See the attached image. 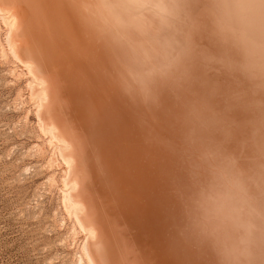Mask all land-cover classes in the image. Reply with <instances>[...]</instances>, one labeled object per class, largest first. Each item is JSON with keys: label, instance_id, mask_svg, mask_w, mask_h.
Returning <instances> with one entry per match:
<instances>
[{"label": "rangeland", "instance_id": "rangeland-1", "mask_svg": "<svg viewBox=\"0 0 264 264\" xmlns=\"http://www.w3.org/2000/svg\"><path fill=\"white\" fill-rule=\"evenodd\" d=\"M217 51L203 0H0V264H264V80Z\"/></svg>", "mask_w": 264, "mask_h": 264}, {"label": "clouds", "instance_id": "clouds-1", "mask_svg": "<svg viewBox=\"0 0 264 264\" xmlns=\"http://www.w3.org/2000/svg\"><path fill=\"white\" fill-rule=\"evenodd\" d=\"M203 18L218 43L217 54L242 79L264 80V0H203ZM177 68L182 66L177 61ZM223 162L216 164L213 181L234 182ZM211 182V181H210ZM195 202L191 220L199 237L214 242L212 230L202 218L197 221Z\"/></svg>", "mask_w": 264, "mask_h": 264}, {"label": "bare ground", "instance_id": "bare-ground-1", "mask_svg": "<svg viewBox=\"0 0 264 264\" xmlns=\"http://www.w3.org/2000/svg\"><path fill=\"white\" fill-rule=\"evenodd\" d=\"M15 1V0H14ZM197 1V0H196ZM199 1V0H198ZM197 3V2H196ZM198 5V4H197ZM22 8H24V7H20V9H22ZM23 10V9H22ZM21 13H23V15H25L26 13H24V12H22V11H20ZM27 12V11H26ZM21 16V15H20ZM24 18H26V17H24ZM51 19V18H50ZM23 20V19H22ZM51 20H53V19H51ZM55 20V19H54ZM50 24H51V22H50ZM56 24H58V21H57V23ZM54 25V24H53ZM39 35V34H38ZM28 39V38H27ZM34 39V38H33ZM26 43H28V41L26 42ZM36 44H38V43H36ZM47 53V52H46ZM185 53H186V51H185ZM96 55V54H95ZM27 56V55H26ZM28 66V65H27ZM55 67V66H54ZM96 68H98V67H96ZM29 69H31V68H29ZM102 69V68H101ZM50 73V72H49ZM97 73H101V72H97ZM52 74V73H51ZM50 74V75H51ZM37 76V75H36ZM93 76V75H92ZM112 76V75H111ZM84 77V76H83ZM39 78V77H38ZM48 78H50V77H48ZM93 78V77H92ZM109 78H110V76H109ZM51 79H54V78H51ZM105 79V78H104ZM222 79H223V77H222ZM59 80H60V78H59ZM58 80V81H59ZM92 80H94V79H92ZM103 80V79H102ZM111 80V79H110ZM55 81V80H54ZM53 81V82H54ZM115 81V80H114ZM221 82V81H220ZM47 83H48V81H47ZM51 83H52V81H51ZM92 83V82H91ZM109 83V82H108ZM96 84V83H95ZM97 84H99V83H97ZM221 84V83H220ZM53 85V84H52ZM60 85V84H59ZM68 85V84H67ZM54 86V85H53ZM96 87L97 86H99V85H95ZM108 86H110V85H108ZM108 86H106V87H108ZM51 87V86H50ZM96 87H94V88H96ZM55 88H57V86H55ZM74 88H76V87H74ZM89 88V87H88ZM106 89H108V88H106ZM95 91V90H94ZM104 91V90H103ZM111 91H113V90H111ZM243 91V90H242ZM244 91H247V90H244ZM259 91L260 92H262L263 94H264V85L263 86H261V88L259 89ZM90 92V91H89ZM108 92H109V90H108ZM69 93V92H68ZM235 93V92H234ZM249 93H250V91H249ZM97 94V93H96ZM115 94H117L118 95V93H116V91H115ZM224 94V93H223ZM60 95V94H59ZM89 95H92V94H89ZM111 95H114V94H111ZM117 95H114V96H117ZM250 95V94H249ZM96 96H98V95H96ZM107 96H108V94H107ZM230 96V95H229ZM247 96V95H246ZM103 97V96H102ZM225 97V96H224ZM228 97V96H227ZM109 98V97H108ZM216 99V98H215ZM218 99V98H217ZM220 99V98H219ZM225 99V98H224ZM67 100H68V98H67ZM101 100V99H100ZM110 100H112V99H110ZM126 100H127V98H126ZM212 100H214V99H212ZM81 101V100H80ZM209 101H211V100H209ZM113 102V101H112ZM120 103V102H119ZM118 103V104H119ZM232 103V102H231ZM116 104V103H115ZM127 104V103H126ZM201 105H203V104H201ZM200 105V106H201ZM115 106V105H114ZM104 107V106H103ZM180 107V106H179ZM182 107V106H181ZM250 107V106H249ZM115 108V107H114ZM121 108H123L122 106H121ZM124 108H126V107H124ZM183 108V107H182ZM185 108V107H184ZM191 108V107H190ZM189 108V109H190ZM221 108V107H220ZM177 109H179V108H177ZM186 109V108H185ZM108 110V109H107ZM117 110H119V108L117 109ZM131 110V109H130ZM215 110V109H214ZM92 111H94V110H92ZM113 111H114V109H113ZM121 111V110H120ZM119 111V112H120ZM126 111V110H125ZM188 111V109H186V112ZM210 111V110H209ZM240 111V110H239ZM262 111L264 112V101H263V108H262ZM100 112V111H99ZM107 112V111H106ZM116 112V111H115ZM137 112V111H136ZM182 112V111H181ZM185 112V113H186ZM189 112V111H188ZM111 113H113V112H111ZM206 113V112H205ZM125 114L126 113H124L123 115H121V117L122 116H125ZM238 114H240V113H238ZM111 116H113L112 114H110ZM116 115H118L117 113H116ZM129 115V114H128ZM128 115L126 116V117H128ZM192 115V114H191ZM194 115V114H193ZM241 115V114H240ZM103 116H105V115H103ZM106 116H108V115H106ZM106 116H105V118H106ZM130 117H132L131 115H130ZM76 118V117H75ZM74 118V119H75ZM109 119V118H108ZM114 119H115V121L117 122V120H116V117H114ZM120 119H122V118H120ZM123 119H125V118H123ZM133 119V118H132ZM98 120V119H97ZM111 121H112V118L110 119ZM127 120V119H126ZM238 120V119H237ZM122 121V120H121ZM98 122V121H97ZM107 122V121H106ZM131 121H129L128 123H130ZM262 123H263V127H264V116H263V118H262ZM107 124V123H106ZM132 124H134V123H132ZM105 125V124H104ZM102 126V125H101ZM113 127H115L116 125L114 124V125H112ZM111 126V127H112ZM127 126V125H126ZM110 128V127H109ZM128 129V128H127ZM102 130H103V128H102ZM104 131V130H103ZM121 130H119V132H120ZM128 131H129V129H128ZM144 131V130H143ZM157 131V130H156ZM54 132V131H53ZM59 133V132H58ZM141 133V131H139V133L138 134H140ZM60 134H62L61 132H60ZM135 134V133H134ZM133 135V133H131V136ZM61 136V135H60ZM104 136V135H103ZM136 136V135H135ZM75 137V136H74ZM77 137H80V136H77ZM84 137H85V135H84ZM62 138V137H61ZM66 138H68V137H66ZM81 138V137H80ZM79 138V139H80ZM105 138H107V137H105ZM111 138V137H110ZM117 138V137H116ZM140 138V137H139ZM79 139H77V140H79ZM85 139V138H84ZM131 139H133L132 137H131ZM76 140V141H77ZM87 140V139H86ZM109 140V139H108ZM58 141H59V139H58ZM66 141V140H65ZM81 141H82V139H81ZM85 141V140H84ZM131 141V140H130ZM135 142V139L134 140H132V142ZM143 141V140H142ZM80 141H78V143H79ZM86 142H88V141H86ZM120 142V141H119ZM136 143V142H135ZM82 144V143H81ZM98 144H100V143H98ZM112 144V143H111ZM132 144V143H131ZM262 144H264V139L262 140ZM82 145H84V142H83V144ZM178 145H180V144H178ZM104 146H106V145H104ZM137 146V145H136ZM82 147V146H81ZM135 147V146H134ZM138 147V146H137ZM137 147H135V148H137ZM83 148V147H82ZM81 148V149H82ZM86 148H88V144H87V147ZM125 148V147H124ZM129 148V147H128ZM140 148H141V146H140ZM127 149V148H126ZM130 149H132V147L130 148ZM150 149V148H149ZM77 150H79L78 148H77ZM83 150H86V149H83ZM82 150V151H83ZM135 150H137V152H139V148L138 149H135ZM82 151H80V152H82ZM142 151H143V149H142ZM79 152V151H78ZM77 152V153H78ZM126 153V152H125ZM160 153V152H159ZM166 153V152H165ZM164 153V154H165ZM140 154V153H139ZM167 154V153H166ZM75 155H79V154H75ZM82 154H80V156H81ZM136 154L134 153L133 154V157L135 156ZM159 156V155H158ZM164 156V155H163ZM75 157V156H74ZM118 157V156H117ZM132 157V156H131ZM139 157V156H138ZM144 158H146V156L144 157ZM77 159H78V157H77ZM153 159V158H152ZM156 159V158H155ZM120 160H122V159H120ZM71 161V160H70ZM132 161H136V160H132ZM144 161H146L145 159H144ZM156 161V160H155ZM120 162V161H119ZM133 162V163H134ZM157 162V161H156ZM72 163H73V161H72ZM78 163V162H77ZM138 163L139 164H135V165H141V163L142 162H139L138 161ZM143 164H146V163H143ZM148 164V163H147ZM174 164V163H173ZM73 165V164H72ZM76 166H78V165H76ZM75 166V167H76ZM121 166H124V165H121ZM133 165H131V167H132ZM150 167V165H147V167ZM134 167V166H133ZM143 166L141 165L140 166V168H142ZM148 167V168H149ZM167 167V166H166ZM165 167V168H166ZM135 170L137 169H139V168H134ZM156 169V168H155ZM173 169H174V167H173ZM81 170V169H80ZM80 170H78L77 169V172L79 173V171ZM121 170V169H120ZM127 170H131V169H127ZM126 170V171H127ZM135 170H132L131 172H135ZM136 170V171H137ZM141 172L142 171H144L143 169L142 170H140ZM146 171V173H147V170H145ZM180 171V170H179ZM181 171H184V170H181ZM152 172V171H151ZM169 172V171H168ZM81 174H82V171L80 172ZM145 174V173H144ZM152 174V173H151ZM131 175H134V174H131ZM146 175V174H145ZM160 175H161V173H160ZM163 175V174H162ZM171 175V174H170ZM87 176V175H86ZM115 176H118L119 177V174H116ZM121 176V175H120ZM135 176V175H134ZM173 176V175H172ZM176 176V175H175ZM129 177H131V176H129ZM145 177V176H144ZM144 177H142V179H141V182L142 181H144ZM147 177V176H146ZM151 177V176H150ZM121 178V177H120ZM127 178V177H126ZM126 178H124V179H126ZM135 178V177H134ZM133 178V181H136V179H134ZM129 179V178H128ZM137 179H139V178H137ZM148 179H150V178H148ZM148 179H146V180H148ZM152 179V178H151ZM154 180V179H153ZM124 181V180H123ZM161 181V180H160ZM115 182V181H114ZM138 182H140V181H138ZM138 182H136V184H134V183H132L131 182V184H133V185H137L138 184ZM150 182H153V183H156V182H154V181H151L150 180ZM159 182V181H158ZM179 182V181H178ZM127 184L129 183V182H126ZM144 183V182H143ZM158 184V183H157ZM123 185H125V184H123ZM141 185H145V184H142L141 183ZM155 185V184H154ZM161 185V184H160ZM148 186H150V188L151 189H153V187H151V185H147L146 187H148ZM124 187H126V186H124ZM119 188V187H118ZM127 188H129V186L127 187ZM160 188V187H159ZM140 189V188H139ZM156 189V188H155ZM97 190V189H96ZM142 190H144V189H142ZM146 190H148L147 188L145 189V191ZM100 191H102V190H100ZM151 190H149L148 192H150ZM158 191V190H157ZM156 191V192H157ZM165 191V190H164ZM104 192H106V191H104ZM125 192H127V191H125ZM154 192V191H153ZM153 192H152V194H153ZM86 193H88V192H86ZM130 193H132V192H130ZM135 193V192H134ZM147 193V192H146ZM160 192H158V194H159ZM89 194H91V193H89ZM155 194V193H154ZM153 194V195H154ZM139 195H141V193L139 194ZM89 196V195H88ZM109 196V195H108ZM143 196V195H142ZM141 196V197H142ZM148 196V195H147ZM150 196V195H149ZM166 196V195H165ZM87 198V197H86ZM91 198H92V195H91ZM91 198H89L90 200H91ZM129 198V197H128ZM139 198V197H138ZM146 198V197H145ZM144 198V199H145ZM148 198H151V197H148ZM170 198H172V197H170ZM89 199H87V202H85V203H88L89 202ZM255 199V198H254ZM143 200V199H142ZM155 200H157V199H155ZM135 201V200H134ZM144 201V200H143ZM150 201V200H149ZM170 201V200H169ZM255 202H253V203H251L245 196H244V206H247L248 208H249V211H250V213H251V215H252V217H253V220L252 221H250V220H246V219H244V231H245V236H244V243H246L247 241H248V243H247V245L249 244V242H253L254 243V241H259L260 243L261 242H263L264 243V232H263V230H264V227H263V223H264V202H262V199H261V204H262V207L259 209V207L257 206V201H258V197L254 200ZM74 202V201H73ZM91 202V201H90ZM129 202H130V200H129ZM145 203H148L147 201L145 202ZM156 203V202H155ZM160 203V202H159ZM92 205H93V202L91 203ZM120 204V203H119ZM149 204H152V203H149ZM158 204V203H157ZM87 205V204H86ZM175 205V204H174ZM131 206V205H130ZM145 206V205H144ZM165 206V205H164ZM91 207V206H90ZM155 207H157V206H155ZM172 207H174V206H172ZM246 207V208H247ZM170 208H171V206H170ZM156 209V208H155ZM122 210V209H121ZM134 210V209H133ZM94 212H96V211H94ZM156 212H158V211H156ZM134 213V212H133ZM159 213V212H158ZM160 213H161V211H160ZM85 214H88L89 215V213H85ZM177 214V213H176ZM88 215H85L86 217L88 216ZM164 216V214L162 215V217ZM168 216V215H167ZM230 216V215H229ZM126 217V216H125ZM88 219V218H87ZM138 219V218H137ZM153 219V218H152ZM143 220H145V219H143ZM143 220H142V222H143ZM163 220V219H162ZM161 220V221H162ZM177 221H178V219H176ZM256 220V221H255ZM122 221V220H121ZM82 222V221H81ZM185 222V221H184ZM256 222V223H255ZM170 223V222H169ZM166 224V223H165ZM83 225V224H82ZM135 225V224H134ZM143 225V224H142ZM85 226H87V225H84V227ZM97 226V225H96ZM173 226H175V225H173ZM169 227V226H168ZM162 228V227H161ZM171 228V227H170ZM252 228H254L255 230H252ZM256 228H262V231H257L256 230ZM99 229H100V227H99ZM121 229H123V228H121ZM157 229H158V227H157ZM164 230H166V229H164ZM170 230V229H169ZM102 231V229L100 230V232ZM155 231V230H154ZM172 232V231H171ZM98 233V232H97ZM139 233V232H138ZM99 234V233H98ZM97 234V236H99V238L101 237L100 235H98ZM173 235H175L174 233H172ZM171 234V235H172ZM164 235H169V234H164ZM175 237H176V235H175ZM143 238V237H142ZM148 238V237H147ZM177 239V238H176ZM180 239V238H179ZM181 240V239H180ZM138 243V242H137ZM169 243V242H168ZM89 245V244H88ZM179 245V244H178ZM101 246H102V242H100V246H98L99 248H100V250H102V248H101ZM172 246V245H171ZM191 246H193V245H191ZM167 248H168V246H167ZM172 250V249H171ZM175 250V249H174ZM195 250V249H194ZM90 251V250H89ZM173 251V250H172ZM91 252V251H90ZM101 252V251H100ZM152 252V251H151ZM192 252V251H191ZM168 253V252H167ZM204 253H206V252H204ZM95 254V253H94ZM174 254H176V253H174ZM170 255V254H169ZM209 255H210V253H209ZM95 256H96V254H95ZM172 257V261H174V259H175V257H174V259H173V255H170V258ZM212 257V256H211ZM96 259H97V256L95 257ZM211 260H212V258H211ZM203 261H205V260H203ZM97 262H98V259H97ZM98 264V263H97ZM174 264H176L175 262H174Z\"/></svg>", "mask_w": 264, "mask_h": 264}, {"label": "water", "instance_id": "water-1", "mask_svg": "<svg viewBox=\"0 0 264 264\" xmlns=\"http://www.w3.org/2000/svg\"><path fill=\"white\" fill-rule=\"evenodd\" d=\"M259 93L262 96V103H263V101H264V94L262 92H260V91H259Z\"/></svg>", "mask_w": 264, "mask_h": 264}]
</instances>
